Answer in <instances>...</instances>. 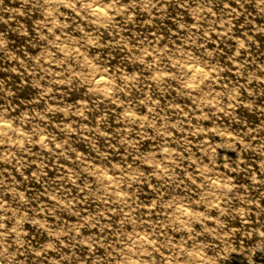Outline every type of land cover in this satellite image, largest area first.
I'll return each instance as SVG.
<instances>
[{
  "label": "rangeland",
  "instance_id": "rangeland-1",
  "mask_svg": "<svg viewBox=\"0 0 264 264\" xmlns=\"http://www.w3.org/2000/svg\"><path fill=\"white\" fill-rule=\"evenodd\" d=\"M0 123V264H264V0H0Z\"/></svg>",
  "mask_w": 264,
  "mask_h": 264
},
{
  "label": "bare ground",
  "instance_id": "bare-ground-1",
  "mask_svg": "<svg viewBox=\"0 0 264 264\" xmlns=\"http://www.w3.org/2000/svg\"><path fill=\"white\" fill-rule=\"evenodd\" d=\"M93 7H95V6H93ZM103 10V9H102ZM101 11V8H100V10H99V12ZM196 70H198L197 68H195ZM201 70V69H200ZM194 71V70H193ZM192 74V73H191ZM194 74V73H193ZM191 76H193V75H191ZM199 76V75H198ZM196 77V76H195ZM202 78V77H201ZM96 80L98 81V82H102L103 81V77H101V76H99V77H97L96 78ZM95 81V80H94ZM194 82V81H193ZM196 82V81H195ZM199 82V81H198ZM104 83H105V80H104ZM192 83V82H191ZM1 124V123H0ZM7 128V127H6Z\"/></svg>",
  "mask_w": 264,
  "mask_h": 264
}]
</instances>
